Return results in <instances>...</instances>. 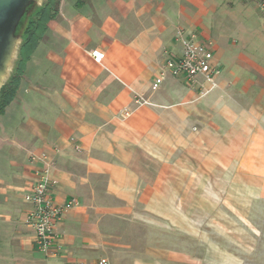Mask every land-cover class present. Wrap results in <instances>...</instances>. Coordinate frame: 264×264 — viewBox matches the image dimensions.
<instances>
[{"label":"crops","instance_id":"crops-1","mask_svg":"<svg viewBox=\"0 0 264 264\" xmlns=\"http://www.w3.org/2000/svg\"><path fill=\"white\" fill-rule=\"evenodd\" d=\"M251 12L249 0H60L0 115V264H161L141 255L145 211L156 234L163 206L193 204L199 190L264 199V52ZM180 31L221 70L206 96L203 76L190 84L165 68L183 52ZM42 155L57 204L78 202L57 228L56 257L26 224Z\"/></svg>","mask_w":264,"mask_h":264},{"label":"rangeland","instance_id":"rangeland-1","mask_svg":"<svg viewBox=\"0 0 264 264\" xmlns=\"http://www.w3.org/2000/svg\"><path fill=\"white\" fill-rule=\"evenodd\" d=\"M249 2L252 32L264 52L262 12L258 8L264 0ZM199 191L193 204L163 206L165 214L162 221L156 222L161 225L156 227L160 229L156 234L152 213L145 211L146 231L139 241L146 261H153L156 255L161 256V264H185L187 257L193 264H264V220L221 217L236 213L264 214V199L252 203L248 198H235L233 190Z\"/></svg>","mask_w":264,"mask_h":264},{"label":"built area","instance_id":"built-area-1","mask_svg":"<svg viewBox=\"0 0 264 264\" xmlns=\"http://www.w3.org/2000/svg\"><path fill=\"white\" fill-rule=\"evenodd\" d=\"M262 12V23L264 25V3L258 6ZM183 38V52L179 57H169L166 61V70L174 77L182 78L193 84L198 76H203L208 87L201 88L202 96L208 95L217 88V78L221 74L220 68L214 61L212 50L201 43L197 34L190 33L184 37V32L178 33ZM96 62H103L105 54L99 50L91 53ZM159 77L153 84V90H157L163 81ZM138 104H147V101L137 100ZM129 116V113H125ZM33 160L39 164L35 178L27 189L24 200L30 206L26 224L34 233L37 250L45 257H56L62 246L57 242V228L65 213L78 205L76 200H69L64 205L55 201L52 189L58 184L51 176V164L46 155L34 157ZM100 264H108L101 262Z\"/></svg>","mask_w":264,"mask_h":264},{"label":"water","instance_id":"water-1","mask_svg":"<svg viewBox=\"0 0 264 264\" xmlns=\"http://www.w3.org/2000/svg\"><path fill=\"white\" fill-rule=\"evenodd\" d=\"M48 0H0V96L19 63L27 19L36 17Z\"/></svg>","mask_w":264,"mask_h":264},{"label":"trees","instance_id":"trees-1","mask_svg":"<svg viewBox=\"0 0 264 264\" xmlns=\"http://www.w3.org/2000/svg\"><path fill=\"white\" fill-rule=\"evenodd\" d=\"M60 0H48L36 17L27 19L22 28L25 42L20 49L19 63L0 96V115L15 100L25 68L38 44L48 30V24L58 15Z\"/></svg>","mask_w":264,"mask_h":264}]
</instances>
